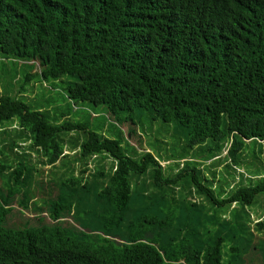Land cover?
<instances>
[{
	"label": "trees",
	"instance_id": "obj_1",
	"mask_svg": "<svg viewBox=\"0 0 264 264\" xmlns=\"http://www.w3.org/2000/svg\"><path fill=\"white\" fill-rule=\"evenodd\" d=\"M0 54L35 70L25 83L53 82L47 90L61 87L72 105L104 106L108 120L138 115L140 123L148 113L184 139L167 158L184 160L182 168L165 176L159 156L141 151V136L139 152L128 154L121 143L133 137L107 138L105 123L61 122L72 107L59 116L31 110L3 85L0 128L16 130L8 145L0 140V173L11 171L0 189V264H264V243L251 244L241 210L229 219L210 213L264 196V169L252 178L261 168L246 163L247 142L264 143V0H0ZM18 140L30 141L42 167L78 150L79 175L33 185L47 196L46 215L29 199L36 170L13 153ZM224 151V172L244 167L249 184L216 194L222 185L213 189L199 165ZM97 157L108 167L85 178ZM190 187L201 204L186 199ZM18 194L38 214L24 225L6 222Z\"/></svg>",
	"mask_w": 264,
	"mask_h": 264
},
{
	"label": "rangeland",
	"instance_id": "obj_2",
	"mask_svg": "<svg viewBox=\"0 0 264 264\" xmlns=\"http://www.w3.org/2000/svg\"><path fill=\"white\" fill-rule=\"evenodd\" d=\"M30 71L34 72L35 70H33V68L29 66V64L14 61L0 54V90H4L3 85L7 86L9 92L5 93L4 95H9L12 98L25 103L31 110H42V112H49L50 114L56 112L57 116H59L61 113L67 112L70 107H72L70 115L62 118L61 122L65 120L72 123H83L90 120L91 127L98 126L101 123H105V130L103 132L107 138H121L122 140V136H124V134H127L129 137H133L131 141H127L126 139L121 143L123 151L128 154H133L132 148H136V151L139 152V149L137 148V141H139V136H141L143 147L141 151H152L153 153H155V155L159 156L160 165L163 168L165 176H174L182 168L184 160L173 161L168 160L167 158H170L171 155L174 156L180 150V143H182L184 139L180 134L173 135L172 129V132L170 131L169 135L166 134L164 124L160 120H152L150 114L148 113L142 115L140 123L137 119L138 115L132 117V122L126 121L123 118L126 116L124 114H121L119 116H112V118L108 120L105 118L106 116L104 114V106H93L89 103H79L76 105H72V103L64 99V90L61 87L52 91L47 90L51 88L50 84L53 82L43 84L34 79L29 83H25L24 76L31 73ZM33 86L34 90L32 91L31 87ZM47 99L49 100L47 101ZM104 119H106L107 121H103ZM9 124H4V126H11V124ZM15 130V124H13L11 127H6V129L0 128V140L4 141L1 143L8 145L7 143H10L14 139L13 135L15 133ZM71 135L74 136V141L78 138H80L81 141L84 139L83 133L81 132L72 131ZM247 143L248 152L250 154L247 153L246 150V163L251 165L249 167H251L252 169H254V167H259V169L261 168L260 177H251L255 179L261 178L262 171L264 169V143L257 142L256 145L255 143ZM254 146L256 151H254ZM30 148V141L22 142V140H18V148L16 150H13V153H17L20 156L25 155V158L33 164L36 170L31 173L32 183L31 181H28L27 192L32 191L34 187L33 185H36L37 187V182H46V180H52L54 181V183L60 184L62 183V181H64V179L69 178L71 175H79L78 164L75 163L77 157H74L76 156V153H78V150H76V152H70L71 150L68 151L66 149L67 151H65V154L68 156L63 159L60 164L57 163L56 165L58 166L50 168L48 166L42 167L40 165V161L43 160L42 156L38 155L35 150L32 151ZM169 148H172V151ZM225 153L226 151H224L219 156V158H215L211 162L199 165V169L205 179H212L211 176L213 175V178L215 179L212 183L213 189L215 188L216 190L220 185H222L220 191L216 192V194L220 192H226V194H229L238 186H245L249 184L247 182L248 173L244 167H241L233 174H230L231 176L227 175V173L224 172V163H226ZM6 159L9 163L14 164L15 160L13 154L7 153ZM189 160L190 159L188 158L187 161ZM109 162L110 160L108 158H92L91 161L88 162V170L84 174V177L89 179L90 175L95 172L96 168H99V166L102 164L107 168ZM10 174L11 171L0 173V189L3 192H5L6 190V187L4 186L5 182L8 180V182L10 183ZM144 179L147 184H150L152 182L148 177ZM140 181H142V179H140ZM53 189L54 191L56 190L54 186ZM189 189L192 192L193 196L186 199H189L190 201L193 200L196 201V203L201 204V198L198 197V195L194 194V189L192 187H190ZM149 191H153L152 187H150ZM173 191L175 197H182L181 195L183 193V190H181L178 186L174 187ZM41 192V188L38 187V190L29 193V199L32 195V198L36 200L38 207L42 209L41 212L46 215L48 209L46 208L45 210V207L42 204H45L48 199L46 198L47 196L42 194ZM20 197V194H18L15 197V200L11 203L12 212L8 216V219L6 221L7 223L24 225L26 218L36 215L34 208L29 207L28 209H25L18 203L17 199ZM204 205L206 206V204ZM242 208H244V210ZM208 209H210V206H208ZM234 209H239L242 211L240 215H242L243 221L248 224L250 234L253 236L251 244L257 243L258 241L264 243V230H258L257 227V223H264V196L258 195L257 203L253 204L250 207L246 206L245 208L239 205L232 204L229 208L222 207L220 209H212L210 213H216L218 216L224 214L225 218L229 219L230 213ZM79 214L83 219H86L84 213L79 212ZM6 222L4 223V225L8 226ZM224 248H226V245L224 246ZM224 248H222V252Z\"/></svg>",
	"mask_w": 264,
	"mask_h": 264
}]
</instances>
